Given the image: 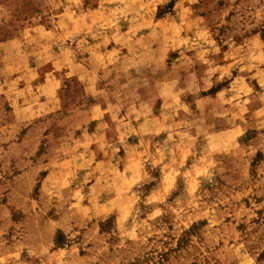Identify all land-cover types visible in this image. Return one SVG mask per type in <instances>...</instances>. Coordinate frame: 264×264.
<instances>
[{"label":"rangeland","instance_id":"rangeland-1","mask_svg":"<svg viewBox=\"0 0 264 264\" xmlns=\"http://www.w3.org/2000/svg\"><path fill=\"white\" fill-rule=\"evenodd\" d=\"M0 264H264V0H0Z\"/></svg>","mask_w":264,"mask_h":264}]
</instances>
